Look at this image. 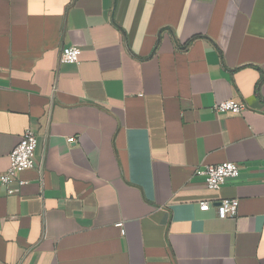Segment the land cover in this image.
Segmentation results:
<instances>
[{
	"label": "crops",
	"instance_id": "0c3cea01",
	"mask_svg": "<svg viewBox=\"0 0 264 264\" xmlns=\"http://www.w3.org/2000/svg\"><path fill=\"white\" fill-rule=\"evenodd\" d=\"M27 130L0 264H264V0H0V174Z\"/></svg>",
	"mask_w": 264,
	"mask_h": 264
},
{
	"label": "built area",
	"instance_id": "2783aa9c",
	"mask_svg": "<svg viewBox=\"0 0 264 264\" xmlns=\"http://www.w3.org/2000/svg\"><path fill=\"white\" fill-rule=\"evenodd\" d=\"M81 50L78 47L63 48L60 55V63L75 65L79 63ZM246 111V105L242 102L227 100L216 103L213 106V112L217 114L231 113L242 114ZM67 142L73 143L75 140L70 138ZM37 147L36 135L27 130L23 133L18 144L9 154V167L6 172L0 174V183L9 187L14 183L22 185L18 181V175L24 171L35 167V150ZM196 174L204 177V184L209 190H218L227 180H233L239 177L240 167L234 163H223L220 165H208L196 170ZM10 193L12 191H9ZM238 200L225 199L216 206L218 218L224 219L234 217L237 212ZM210 203L202 202L199 204L201 211H208ZM121 226V225H119ZM123 233V232H122Z\"/></svg>",
	"mask_w": 264,
	"mask_h": 264
}]
</instances>
